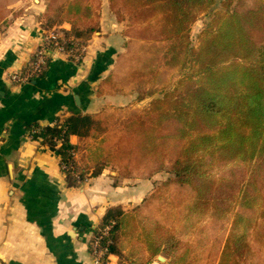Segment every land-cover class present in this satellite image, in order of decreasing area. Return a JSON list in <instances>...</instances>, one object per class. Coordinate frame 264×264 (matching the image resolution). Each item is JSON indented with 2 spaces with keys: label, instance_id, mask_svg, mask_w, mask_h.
<instances>
[{
  "label": "trees",
  "instance_id": "trees-1",
  "mask_svg": "<svg viewBox=\"0 0 264 264\" xmlns=\"http://www.w3.org/2000/svg\"><path fill=\"white\" fill-rule=\"evenodd\" d=\"M215 1L109 0L114 13L128 16L129 27L125 51L102 81L108 92H135L142 100L164 87L174 68L188 61L197 65L196 77L156 94L149 109H129L131 135L112 132L114 113L73 111L50 125L31 124L30 135L55 151L59 163L75 148L71 135L108 131L118 140L113 161L120 175L167 172L134 209L144 238L127 250L134 264L150 259L144 249L153 255L163 247L175 255L192 234L198 246L216 254L228 221L221 264L264 263V0H223L197 46L190 45L191 25ZM67 2L51 0L50 9L76 17L91 8L85 0H70L66 8ZM65 176L76 183L68 171ZM132 216L117 208L106 212L102 225L115 221L111 253L125 247L124 232L118 234Z\"/></svg>",
  "mask_w": 264,
  "mask_h": 264
},
{
  "label": "crops",
  "instance_id": "crops-1",
  "mask_svg": "<svg viewBox=\"0 0 264 264\" xmlns=\"http://www.w3.org/2000/svg\"><path fill=\"white\" fill-rule=\"evenodd\" d=\"M50 1L0 0V264H95L91 237L114 208L133 215L119 230V237L125 234V247L99 264H134L127 257L131 241L144 243L134 209L167 172L146 178L122 176L113 161L116 143L106 140L108 131L71 135L76 159L86 172L76 186L60 170L59 155L33 138L30 129L50 125L73 111L98 115L147 110L156 94L140 100L135 92H108L102 87L117 56L125 51L126 40L127 21L109 13V0H85L90 11L76 17L55 14ZM47 26L73 34L93 27L86 35L75 34L86 44L84 60L76 63L55 56L38 80L10 85L6 74L26 63ZM111 126L118 129L120 123ZM226 226L216 254L212 247L198 246L192 234L175 255L163 247L153 255L144 249L150 259L142 264H221L229 221Z\"/></svg>",
  "mask_w": 264,
  "mask_h": 264
},
{
  "label": "built area",
  "instance_id": "built-area-1",
  "mask_svg": "<svg viewBox=\"0 0 264 264\" xmlns=\"http://www.w3.org/2000/svg\"><path fill=\"white\" fill-rule=\"evenodd\" d=\"M85 55L86 44L84 41L73 35H68L66 30L61 27L44 28L40 43L33 50L26 63L22 67L8 72L5 79L10 85H25L38 77L53 57L62 56L77 63L83 61ZM54 140L57 146L61 144L59 139L55 138ZM69 155L70 157L66 161L59 163L60 170L64 174L68 171L76 182L81 183L82 177L77 168L76 149L72 148ZM114 225V220L101 225L91 237L90 253L95 264L105 261L111 254L108 236Z\"/></svg>",
  "mask_w": 264,
  "mask_h": 264
},
{
  "label": "rangeland",
  "instance_id": "rangeland-1",
  "mask_svg": "<svg viewBox=\"0 0 264 264\" xmlns=\"http://www.w3.org/2000/svg\"><path fill=\"white\" fill-rule=\"evenodd\" d=\"M93 2L95 0H92ZM223 0H216L214 4H212L208 10H206L205 12H203L198 18L197 20L191 25L190 27V30H189V35H190V45L192 46H197L198 44V39H199V36L201 34V32L206 29L209 25H210V22H211V17H212V13L217 10V9H222V5H221V2ZM108 9H109V13L116 16L117 18L116 19H120V20H126V28L127 29L129 27V23H128V16L126 14L124 15H120L118 16L116 13H114L112 11V9L110 8V4L108 3ZM47 29L48 28H53V26L51 27H46ZM54 28H59V26H55ZM72 33L71 35H73V31L70 32ZM74 37L78 38L79 36H75L73 35ZM80 40H82L80 38ZM83 41V40H82ZM186 76H190V77H196L197 76V65L193 62H186V64L184 66L182 65H179L178 67L174 68V70L172 71L171 73V76L170 78L168 79V82L167 84L164 86V87H161L160 90L156 93V94H159L160 96L164 93V92H172L173 90H175L177 87H178V83L180 80L184 79ZM141 106H144L143 104H141ZM146 110V109H144ZM118 113H121V112H117V110L114 111V117H113V121L114 123L112 124H119L120 123V126L118 129L112 127V132L114 133H117V135H122V136H126V135H131L132 134V131H131V125L130 124H127V112H122L121 115H119ZM130 123V122H128ZM123 138V137H122ZM106 140L107 141H110V142H118V140L116 138H113L111 135L109 137H106ZM113 149V148H112ZM115 151V146H114V149L112 151V154L114 153ZM77 167L78 169H80V171H84V169H82V166L78 163L77 161ZM86 173V172H85ZM85 173L83 174L85 176ZM81 175V183H74V185L78 186V185H81L82 182L85 180L84 179V176ZM165 175V174H163ZM161 175V176H163ZM159 176V177H161ZM73 178V177H72Z\"/></svg>",
  "mask_w": 264,
  "mask_h": 264
}]
</instances>
